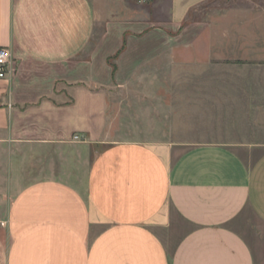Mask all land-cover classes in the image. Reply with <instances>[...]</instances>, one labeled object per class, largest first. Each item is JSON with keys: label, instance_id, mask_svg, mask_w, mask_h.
I'll use <instances>...</instances> for the list:
<instances>
[{"label": "crops", "instance_id": "crops-1", "mask_svg": "<svg viewBox=\"0 0 264 264\" xmlns=\"http://www.w3.org/2000/svg\"><path fill=\"white\" fill-rule=\"evenodd\" d=\"M262 10L246 14L245 36L232 31L230 54L236 70L262 78L245 92L264 100ZM180 24L112 21L94 0H0V46L12 63L0 80V145L88 158L84 175L62 166L16 189L8 154L0 264H264V123L261 138L232 145L103 138L100 86L124 71L115 60L152 53L158 43L144 35L154 30L189 50L196 38Z\"/></svg>", "mask_w": 264, "mask_h": 264}, {"label": "rangeland", "instance_id": "rangeland-1", "mask_svg": "<svg viewBox=\"0 0 264 264\" xmlns=\"http://www.w3.org/2000/svg\"><path fill=\"white\" fill-rule=\"evenodd\" d=\"M94 1L96 11L112 21L166 24L178 19L182 26L191 25L189 31L196 38L185 51L181 45L174 48L163 43L169 37L165 29L154 30L144 35L145 39L158 43L152 46V53H143L136 61L115 60L124 71L110 86H100L106 99L103 138L165 140L193 146L232 145L238 138L262 137L263 95L245 92L246 87H257V81L261 84L262 78H254L253 70L247 78L246 70L241 72L231 65L230 39L232 31L245 36L246 14L262 13L264 0H197L190 4L189 0ZM240 15L243 20H239L238 26ZM176 29L175 37L186 38L183 31L179 33ZM101 34L97 27L96 40ZM241 86L245 87L244 93H240ZM12 152L16 189L27 182L52 177L54 169L56 173L62 166L82 175L88 166L86 150L14 148L6 142L0 145V183L6 182L4 167L9 165L8 154Z\"/></svg>", "mask_w": 264, "mask_h": 264}, {"label": "built area", "instance_id": "built-area-1", "mask_svg": "<svg viewBox=\"0 0 264 264\" xmlns=\"http://www.w3.org/2000/svg\"><path fill=\"white\" fill-rule=\"evenodd\" d=\"M12 69L10 50L6 46H0V80L6 79ZM74 135V139H78Z\"/></svg>", "mask_w": 264, "mask_h": 264}, {"label": "trees", "instance_id": "trees-1", "mask_svg": "<svg viewBox=\"0 0 264 264\" xmlns=\"http://www.w3.org/2000/svg\"><path fill=\"white\" fill-rule=\"evenodd\" d=\"M181 26H182V24H181Z\"/></svg>", "mask_w": 264, "mask_h": 264}]
</instances>
